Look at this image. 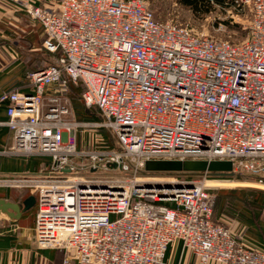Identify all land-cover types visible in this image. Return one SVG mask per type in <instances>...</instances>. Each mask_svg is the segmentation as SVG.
Wrapping results in <instances>:
<instances>
[{"label": "built area", "instance_id": "built-area-1", "mask_svg": "<svg viewBox=\"0 0 264 264\" xmlns=\"http://www.w3.org/2000/svg\"><path fill=\"white\" fill-rule=\"evenodd\" d=\"M8 1L57 53L27 74L26 91L0 94L10 151L51 160L0 171V187L34 191L36 246L62 251L65 264H161L178 240L191 264H264V249L213 221L207 178L217 175L136 176L149 159L229 160L232 176L264 184V0H235L250 11L237 42L159 22L146 0ZM70 84L99 120L76 118ZM99 129L113 147L98 133L78 147L79 131ZM129 168L130 180L98 172Z\"/></svg>", "mask_w": 264, "mask_h": 264}, {"label": "crops", "instance_id": "crops-1", "mask_svg": "<svg viewBox=\"0 0 264 264\" xmlns=\"http://www.w3.org/2000/svg\"><path fill=\"white\" fill-rule=\"evenodd\" d=\"M12 6L8 0H0V52L1 49L6 52L8 50L9 56L6 58L0 53V94L9 89L21 91L28 89L27 73L31 67L21 51L29 44L33 47L34 43H38L35 36L42 37V28L39 24L33 26L34 36L31 34L28 36L25 29L27 23L24 21L28 16L15 11ZM5 119V107L0 106V171L3 172L19 169L22 165L21 156L10 151L12 133L1 123ZM0 197L19 201L12 198L7 190H0ZM260 220L264 223V218L260 217ZM33 225L34 215L30 209L17 219L0 213V264H65L62 251L36 246ZM249 241L253 245L262 246L251 239ZM194 259L195 256L176 240L168 246L164 263L161 264H191ZM66 264L74 262L70 260Z\"/></svg>", "mask_w": 264, "mask_h": 264}, {"label": "rangeland", "instance_id": "rangeland-1", "mask_svg": "<svg viewBox=\"0 0 264 264\" xmlns=\"http://www.w3.org/2000/svg\"><path fill=\"white\" fill-rule=\"evenodd\" d=\"M7 1V0H5ZM38 3H48L50 1L57 2V0H36ZM12 8L17 12H22L23 7L21 5L10 2ZM149 9L152 11L154 18L159 22H172L174 24L185 26L190 28L197 34H202L214 39L228 40L231 42H237L244 39L247 35V26L250 18L249 6L247 4H241L232 7H221L220 5L213 4L208 10L204 11V8L195 12L188 7L179 3L178 0H146ZM28 16V15H27ZM27 23L26 30L28 36H31L35 32L36 24L40 23L31 19L29 16L25 18ZM34 24V25H32ZM35 26V27H33ZM24 28V27H23ZM27 31L25 34H27ZM30 31V32H29ZM34 36V35H33ZM38 43L33 45L29 44L21 52L25 56V59L29 62L30 67L38 68L44 67L48 64L55 62V56L47 53L42 45V37H36ZM15 51V50H14ZM8 52V50H7ZM6 50L1 49V54L4 57H9ZM10 53V52H9ZM11 54V53H10ZM18 54V53H17ZM13 56H15L13 54ZM16 58V57H15ZM74 85V84H70ZM69 92V90H68ZM99 174L118 176L125 180L133 178V170H111V171H98ZM166 172H149L144 169L138 171L136 176L142 177H166L169 176ZM198 176V175H196ZM208 185L211 193L215 195L216 191L227 190L229 188H250L264 192V184L257 182L254 176L243 174L241 176H210ZM0 190L9 191L10 195L14 199L21 201L29 194H33L31 189H19V188H5L0 187ZM34 195V194H33ZM30 211L35 216L36 204H34ZM164 263V261H163Z\"/></svg>", "mask_w": 264, "mask_h": 264}, {"label": "trees", "instance_id": "trees-1", "mask_svg": "<svg viewBox=\"0 0 264 264\" xmlns=\"http://www.w3.org/2000/svg\"><path fill=\"white\" fill-rule=\"evenodd\" d=\"M180 4L188 7L192 11H199L204 8L208 10L213 4L221 7H232L235 0H178ZM45 51L57 58L56 52ZM55 63V62H53ZM51 63V64H53ZM49 65V64H48ZM45 67V66H44ZM43 68V67H38ZM36 68H30L28 73ZM27 73V74H28ZM83 90L81 85H70L69 95L71 105L78 120L97 121L100 119L97 108L86 109L80 99V93ZM0 106L6 107V102H1ZM100 134L108 147H113L114 137L108 129H99L94 133L79 131L77 134L78 147L92 145L94 134ZM22 165L19 169L12 171H38L40 168H46L50 165L48 156H21ZM173 173V172H168ZM241 176V175H236ZM264 203V192L250 188H229L227 190L216 191L214 195V204L212 219L216 223L223 224L243 235V241L253 245L249 240L262 245L258 246L264 249V223L260 220V211ZM250 238V239H249ZM257 246V245H255ZM165 257V256H164Z\"/></svg>", "mask_w": 264, "mask_h": 264}, {"label": "water", "instance_id": "water-1", "mask_svg": "<svg viewBox=\"0 0 264 264\" xmlns=\"http://www.w3.org/2000/svg\"><path fill=\"white\" fill-rule=\"evenodd\" d=\"M143 169L149 172L203 173L217 176H232V163L229 160L206 159H149L145 160ZM35 204V196L27 195L23 200L12 201L0 197V213L10 218H19Z\"/></svg>", "mask_w": 264, "mask_h": 264}]
</instances>
